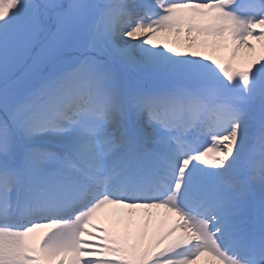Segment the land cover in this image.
Wrapping results in <instances>:
<instances>
[{"label": "snow or ice", "instance_id": "obj_1", "mask_svg": "<svg viewBox=\"0 0 264 264\" xmlns=\"http://www.w3.org/2000/svg\"><path fill=\"white\" fill-rule=\"evenodd\" d=\"M201 257L264 264V0H0V264Z\"/></svg>", "mask_w": 264, "mask_h": 264}, {"label": "bare ground", "instance_id": "obj_2", "mask_svg": "<svg viewBox=\"0 0 264 264\" xmlns=\"http://www.w3.org/2000/svg\"><path fill=\"white\" fill-rule=\"evenodd\" d=\"M110 209H105L103 210L100 215H104L105 213L109 212ZM122 211H126V210H122ZM154 215L161 221L165 222V226H167L168 224H170L172 222V220L175 219L174 214H166L165 211L163 209H158V210H153ZM142 212L141 210H137V214H135L132 217V228L135 231L136 228L140 225V223L142 222ZM107 226V225H106ZM39 231H43L42 229ZM201 264H203L204 261V257H201Z\"/></svg>", "mask_w": 264, "mask_h": 264}, {"label": "rangeland", "instance_id": "obj_3", "mask_svg": "<svg viewBox=\"0 0 264 264\" xmlns=\"http://www.w3.org/2000/svg\"><path fill=\"white\" fill-rule=\"evenodd\" d=\"M249 43L255 45V41H249ZM230 47H231V45L229 44V47L222 48V49H220V50H219L217 53H215V54H216L219 58H221V59H222V56H224V57L227 58L228 55H229V52H230ZM256 48H257V51H256L255 53H252L253 56H256V55L259 54V51H258L259 46L256 45ZM244 52H245V50H244V49H241V55H242Z\"/></svg>", "mask_w": 264, "mask_h": 264}]
</instances>
